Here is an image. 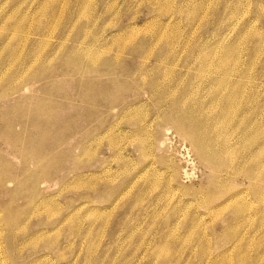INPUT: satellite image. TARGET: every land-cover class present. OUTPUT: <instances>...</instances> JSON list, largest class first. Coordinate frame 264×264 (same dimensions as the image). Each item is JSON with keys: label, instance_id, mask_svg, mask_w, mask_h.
Instances as JSON below:
<instances>
[{"label": "rangeland", "instance_id": "1", "mask_svg": "<svg viewBox=\"0 0 264 264\" xmlns=\"http://www.w3.org/2000/svg\"><path fill=\"white\" fill-rule=\"evenodd\" d=\"M263 128L264 0H0V264H264Z\"/></svg>", "mask_w": 264, "mask_h": 264}, {"label": "bare ground", "instance_id": "2", "mask_svg": "<svg viewBox=\"0 0 264 264\" xmlns=\"http://www.w3.org/2000/svg\"><path fill=\"white\" fill-rule=\"evenodd\" d=\"M83 2V1H82ZM261 4V3H260ZM180 12V11H179ZM99 13V12H98ZM171 18V17H170ZM85 25V24H84ZM100 29V28H99ZM84 30V29H83ZM103 31V30H102ZM260 38V37H259ZM98 40V39H97ZM99 42V41H98ZM94 43V42H93ZM94 48V47H93ZM56 52H57V50H56ZM71 52H73L74 53V51H71ZM37 54V53H36ZM53 54H55L56 55V53H53ZM72 54V53H71ZM32 55H33V53L29 56V58L30 57H32ZM36 56V55H35ZM35 56H33V57H35ZM38 56V55H37ZM52 56H54V55H52ZM146 56V55H145ZM252 56H253V54H252ZM51 57V56H50ZM28 58V59H29ZM28 59H26L27 60V63H29V62H31V61H29ZM53 59V58H52ZM96 59V58H95ZM25 60V61H26ZM40 60V59H39ZM46 60H47V58H46ZM50 61V60H49ZM72 61V60H71ZM79 61V60H78ZM90 61V60H89ZM98 61V60H97ZM34 62H35V60H34ZM37 62V61H36ZM46 62V61H45ZM44 62V63H45ZM50 63V62H49ZM77 63V62H76ZM35 64V63H34ZM47 64V63H46ZM92 65V64H91ZM92 67H94V66H92ZM219 67H221V65L219 66ZM44 67L42 66L41 67V69H43ZM219 69H221V68H219ZM163 71V70H162ZM200 73V72H199ZM163 74V73H162ZM167 75H168V73H167ZM144 77V76H143ZM194 77V76H193ZM196 77V76H195ZM159 80V79H158ZM142 81V80H141ZM215 82V81H214ZM156 87V86H155ZM215 87V86H214ZM209 89V88H208ZM151 91H153V90H151ZM157 91V90H156ZM150 97V96H149ZM153 97V96H152ZM150 99V98H149ZM141 105V104H140ZM189 109H191V108H189ZM35 112L34 113H29V114H25L26 115V117H27V119L29 120V119H31V120H33V121H37V120H39V119H41L40 118V116H41V110L39 109V108H37V109H35L34 110ZM187 111H188V109H187ZM191 111H193L192 109H191ZM197 111V110H196ZM195 112V111H194ZM203 112V111H202ZM182 114V113H181ZM193 114V113H192ZM186 115H188V114H186ZM202 115V114H201ZM193 116V115H192ZM117 117V116H116ZM123 117V116H122ZM121 117V118H122ZM181 117V116H180ZM247 117V116H246ZM245 117V118H246ZM192 118H194V117H192ZM118 119H120V118H118ZM181 119V118H180ZM189 119V118H188ZM42 120V119H41ZM206 120V119H205ZM204 120V121H205ZM209 120V119H208ZM207 121V120H206ZM249 121V120H248ZM254 123V122H253ZM197 124V123H196ZM207 124H209V123H207ZM248 124H250V123H248ZM248 124H246V125H248ZM252 124V123H251ZM253 125V124H252ZM204 126H206V125H204ZM214 126V125H213ZM254 126V125H253ZM262 126V125H261ZM208 127V126H207ZM204 128V127H203ZM210 128V127H209ZM262 128V127H261ZM207 129V128H206ZM264 129V128H263ZM202 130V129H201ZM254 130V129H253ZM105 131V130H104ZM200 131V130H199ZM212 131V130H211ZM255 131V130H254ZM204 132V131H203ZM213 132H214V130H213ZM217 132V131H216ZM261 132V131H260ZM254 133V132H253ZM264 133V132H263ZM104 134V133H103ZM98 135V134H97ZM102 135V134H101ZM253 135V134H252ZM263 135V134H262ZM254 136V135H253ZM190 138V141H191V144H192V146H193V149H194V151H195V153H196V156L201 160V159H203V157H204V151L202 150V148H201V146L198 144V142H196L194 139H192L191 137H189ZM263 138V137H262ZM101 140V139H100ZM213 141V140H212ZM206 142H207V140H206ZM214 142V141H213ZM95 143V142H94ZM264 144V143H263ZM213 145V144H212ZM211 146V145H210ZM225 146V145H224ZM261 146V145H260ZM208 147V146H207ZM213 147V146H212ZM214 148V147H213ZM258 148V147H257ZM261 148V150H262V146L260 147ZM207 151V150H206ZM260 151V150H259ZM258 152V151H257ZM211 153H212V150H211V152H210V155H211ZM258 153H261V151L260 152H258ZM264 153V152H263ZM208 154V153H207ZM262 154V153H261ZM213 155H214V153H213ZM213 155H211L212 157H213ZM258 156V155H257ZM251 156H249V158H250ZM253 158H255V157H253ZM259 158V157H258ZM257 158V159H258ZM205 162H207V160L205 159V157H204V159H203ZM250 161V160H249ZM254 161V160H253ZM252 161V162H253ZM258 161V160H257ZM251 162V161H250ZM264 162V161H263ZM254 163V162H253ZM260 163V162H259ZM262 163V162H261ZM247 164H249V163H247ZM260 165V164H259ZM243 166V165H242ZM260 168V167H259ZM255 171V170H254ZM253 171V172H254ZM239 172V171H238ZM256 174V173H255ZM258 174V173H257ZM254 178V177H253ZM255 178H257V177H255ZM253 180V179H252Z\"/></svg>", "mask_w": 264, "mask_h": 264}]
</instances>
